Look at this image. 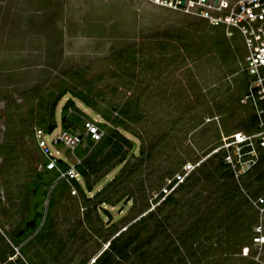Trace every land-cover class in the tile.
Wrapping results in <instances>:
<instances>
[{"label":"rangeland","instance_id":"374dc122","mask_svg":"<svg viewBox=\"0 0 264 264\" xmlns=\"http://www.w3.org/2000/svg\"><path fill=\"white\" fill-rule=\"evenodd\" d=\"M218 30L148 0H0V247L7 254L16 248L17 264H89L106 246L105 237L142 214L140 247L116 264L253 259L252 252L244 258L239 251L249 245L259 219L249 198L264 196V190H256L252 176L222 175L216 154L205 157L219 133L235 129L247 112L227 98L238 90L236 62L222 61L208 45L206 36ZM62 86L87 88L95 105L65 92L54 110L57 126L67 99L72 105L65 112L96 120L102 119L95 108L117 115L112 106L127 101L132 117L117 129L135 144L125 163H113L84 190L110 203L93 206V199L84 206L69 185L50 210L54 235L35 240L42 216L34 229L18 230L35 211L45 212L54 181L43 172L32 139L35 103ZM215 101L223 103V112ZM138 144L147 154L138 153ZM59 154L68 162L80 159L64 149ZM195 160L172 198L156 203L152 196L164 178ZM77 181L83 187L79 175ZM260 222L264 228V210ZM7 256L0 264H9ZM254 261L264 264V246Z\"/></svg>","mask_w":264,"mask_h":264},{"label":"built area","instance_id":"2783aa9c","mask_svg":"<svg viewBox=\"0 0 264 264\" xmlns=\"http://www.w3.org/2000/svg\"><path fill=\"white\" fill-rule=\"evenodd\" d=\"M151 3L172 10H179L191 17L204 20L208 25L219 27L226 37L235 35L242 48L240 70L245 77V87L239 97V103L247 104L253 115V128L249 131L232 130L219 133L216 144L205 154H217L220 163L226 168L232 178L238 180L257 161L259 152L264 154V0H148ZM78 116V114H77ZM96 120L78 116L76 123H65V127L55 126L45 132L33 126L32 139L39 150L42 170H52L54 181L70 178L77 179L78 173L74 164L60 155V150L73 153L77 146H83L85 139L92 142L103 134V128ZM62 152V151H61ZM64 154V153H63ZM65 161V169L58 167L56 160ZM200 160L186 161L171 175L164 178L161 186L153 193L156 203L175 192L189 174L195 170ZM53 181V182H54ZM71 192L74 188L71 186ZM256 209L259 219L252 227L249 245H242L239 254L258 260V255L264 246V233L260 215L264 210V198L256 196L249 198ZM7 256L12 260L17 254Z\"/></svg>","mask_w":264,"mask_h":264},{"label":"trees","instance_id":"16d2710c","mask_svg":"<svg viewBox=\"0 0 264 264\" xmlns=\"http://www.w3.org/2000/svg\"><path fill=\"white\" fill-rule=\"evenodd\" d=\"M206 39L208 40V45L215 49L218 57L222 61H225L228 57H230L236 62V68L240 73L238 90L235 94L227 95V98L239 103V97L245 87V77L240 70L242 49L239 46L240 43L238 44V38L235 35L226 37L220 29L217 32L208 34L206 36ZM67 91L70 92L72 96L79 99L83 104L94 109L95 101L91 98L87 88L69 90L65 86H62L55 92L52 90H48L45 97L43 95L38 96L35 103L37 112L34 126L41 128L45 132L51 131L56 126V121L54 120L55 106L59 98ZM70 103L71 100L67 99L61 109V127H65L66 122L76 123L78 120L77 113L65 112L66 108L72 105ZM242 105H246L247 112L244 116V119L233 130L249 131L253 128V115L247 104ZM215 107L218 112H223V103L215 101ZM112 109L116 110L118 114L112 115L111 110H102L95 108L96 112L102 119L100 122H98V124L103 128V134L95 142H92L91 140L86 138L83 146L79 145L74 149V154L80 158L79 162L74 164V168L83 180V187L75 178H70L69 182H66L64 179H57L56 181H54L47 194L45 212L42 214L39 211H35L33 216L24 223V226L22 228L18 230L19 234H23L27 229H34L36 227V219L42 216L41 225L33 233L31 238L40 240L42 238L54 235V230L51 229L53 226V220L50 210L56 200H58V198L62 196L66 192V190H68V186H72L74 190L79 193L85 206L87 202L95 199L97 193L95 192L94 195L88 197L85 195L84 190H91L93 183L98 179L99 175L105 173L113 163H120L122 161H124L125 163L127 161L126 157L128 149L132 146V141L130 138L124 136L117 129V127L123 126L125 120L132 117V115L128 112L127 101H124L118 107L112 106ZM226 130L228 129H225V132L223 133L230 132ZM147 152L148 151L144 150L141 144H138L139 154H147ZM56 162L58 167H60L61 169H65L68 166V164L61 159H57ZM215 166L220 168L222 175L230 176V172L220 163V158L217 154ZM43 172H50L51 178H53L55 175L54 171L52 170H43ZM243 175L252 176L251 179L259 184V187L256 190H264L263 153L259 152L256 163ZM90 176H93L91 180ZM244 185L246 187H250V182L248 181L244 183ZM262 197L264 198V196ZM168 198L172 197L168 196L167 199ZM100 202L110 203L107 198L100 197L98 199H95L92 205L94 206L95 204H99ZM102 211L107 215V217L109 216V213L105 208H102ZM143 216L144 214L140 215L137 219L127 224L126 227L117 231L116 234L112 235L111 237H105L104 240L107 241L106 246L98 253L97 256L93 258V260L89 264H116L117 261L128 260L131 254L140 247L139 241L141 240V231L136 227L138 222L142 220ZM146 241L149 242L150 240L147 239ZM173 251L174 254H179V250L176 245H174ZM11 254H13V250L11 253L7 254L6 250L4 249V245L0 247V262L4 261L5 257ZM138 254L145 255L146 252L140 250ZM249 255H251V252L249 253ZM242 257L245 258V256ZM14 259H16V256L12 260L7 261L9 264H17V262L19 261L18 258L16 260ZM246 264L257 263L253 259L247 258Z\"/></svg>","mask_w":264,"mask_h":264},{"label":"water","instance_id":"95a60500","mask_svg":"<svg viewBox=\"0 0 264 264\" xmlns=\"http://www.w3.org/2000/svg\"><path fill=\"white\" fill-rule=\"evenodd\" d=\"M132 144L134 145V144H135V142H133V141H132Z\"/></svg>","mask_w":264,"mask_h":264}]
</instances>
